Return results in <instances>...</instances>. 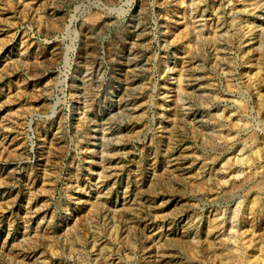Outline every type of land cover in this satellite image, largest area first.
Masks as SVG:
<instances>
[{"label": "rangeland", "instance_id": "374dc122", "mask_svg": "<svg viewBox=\"0 0 264 264\" xmlns=\"http://www.w3.org/2000/svg\"><path fill=\"white\" fill-rule=\"evenodd\" d=\"M0 264H264V0H0Z\"/></svg>", "mask_w": 264, "mask_h": 264}]
</instances>
